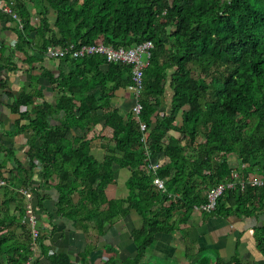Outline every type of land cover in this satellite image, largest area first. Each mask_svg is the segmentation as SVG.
Wrapping results in <instances>:
<instances>
[{
    "label": "trees",
    "instance_id": "16d2710c",
    "mask_svg": "<svg viewBox=\"0 0 264 264\" xmlns=\"http://www.w3.org/2000/svg\"><path fill=\"white\" fill-rule=\"evenodd\" d=\"M14 1L23 23L17 30L21 49L32 41L43 54L49 46L72 42L80 46L102 40L117 48L154 42L145 70L142 118L149 127L151 159L163 163L155 173L148 168L132 106L124 115L112 105L116 91L132 83V66L108 63L103 55L60 58L75 68L48 71L58 90L56 103L35 104L43 97L39 90L24 91L11 104L20 114L18 132L31 136L28 164L15 157L14 147L0 146V177L8 179L0 188V264H23L27 258L30 230L22 221L24 200L17 188L32 185L35 204L45 210L41 185L34 181L39 167L41 184L50 186L58 177L59 213L77 222L97 217L99 233L118 215L134 210L142 216L143 226L133 237L137 257L144 256L158 233L186 224L194 206L207 201L208 191L231 179V160L246 164L243 177L264 172V0H39L36 23L25 1ZM104 64L107 72L100 74ZM97 83L99 97L91 93ZM168 86L172 95L166 107ZM28 105L31 111H21ZM59 113V123L53 124L49 118ZM101 122L112 128L115 144L103 161L91 154V139L72 135L74 129L91 130ZM114 163L131 172L128 195L108 200ZM154 174L164 180L165 191L153 185ZM78 183L83 188L76 201ZM263 205L264 185H247L228 189L215 212L252 216ZM55 257L51 264L70 261L66 254Z\"/></svg>",
    "mask_w": 264,
    "mask_h": 264
},
{
    "label": "crops",
    "instance_id": "0c3cea01",
    "mask_svg": "<svg viewBox=\"0 0 264 264\" xmlns=\"http://www.w3.org/2000/svg\"><path fill=\"white\" fill-rule=\"evenodd\" d=\"M24 1L32 12L33 20H38L36 1ZM7 16L12 19L0 17V146L14 147L15 157L28 164L26 152L30 148L28 141L31 132H18L16 123L20 114L12 111L11 104L24 91L31 93L39 90L43 97L36 98L35 104H42L44 100L56 103L58 90L52 85L48 71L58 74L62 70L68 73L75 67L62 62L60 58L50 56L47 51L45 54L40 53L41 47L33 41L23 49L18 48L17 30L22 29L23 24L21 27L18 20ZM35 35V32L32 33V38ZM107 69V64L102 65L100 74L106 73ZM91 93L99 97L100 84L97 83ZM171 95V88L168 86L163 99L164 106L170 105ZM132 102L133 98L127 90H119L116 91L112 105L125 115L130 111ZM32 109L33 105H28L21 111ZM62 115L63 113L54 114L49 119L57 124ZM27 122L23 120L21 123ZM177 122L182 123L181 114L177 115ZM112 132L111 127H106L101 122L91 130L74 129L72 135L91 139V154L103 161L108 150L115 146L111 141ZM231 165L240 172L246 166L239 159L231 160ZM130 174L128 168H120L114 163L111 182L106 188L108 200L128 195V188L124 186H127ZM155 175L157 174L153 178ZM40 176L39 167L34 181L41 185L40 192L44 199L45 210L39 209L38 214L43 231L42 240L48 245V252L45 254L42 250L34 264H51L59 253L68 256V264H103L110 260L114 264H234L235 261L237 264H264V248L261 247L264 246V205L252 216H224L215 211L193 213L189 221L179 229L158 233L144 256L137 257V245L133 237L135 231L143 226L142 216L134 210L126 216L118 215L108 221L99 233L97 217L77 222L71 216L59 213V193L54 187L58 177L54 176L50 180V186H45L41 184ZM245 177L247 176L243 178ZM28 186L33 188L32 185ZM77 187L76 201L83 188L80 183ZM101 209L107 210L108 203L102 204Z\"/></svg>",
    "mask_w": 264,
    "mask_h": 264
},
{
    "label": "built area",
    "instance_id": "2783aa9c",
    "mask_svg": "<svg viewBox=\"0 0 264 264\" xmlns=\"http://www.w3.org/2000/svg\"><path fill=\"white\" fill-rule=\"evenodd\" d=\"M0 13L10 15L16 20H18L22 27V19L17 12L16 3L14 1L0 0ZM155 44L152 40L144 41L140 44L132 46L130 48L126 47H113L99 40L90 44L76 45L75 43H70L65 47H54L50 46L47 49V53L56 58H62L66 56L71 57H84L89 55H103L108 63L115 62L120 64H128L132 66V83L128 86L127 91L131 94L133 98V105L131 112L135 120L139 123L142 130L141 141L144 145V150L147 159L149 160L148 168L156 172L163 163V160L152 161L151 151L149 149L147 141V131L149 132V127L147 123L142 118V113L144 110V105L141 101L142 94L145 87V70L150 64V59L152 57V50ZM240 171L234 170L231 179L220 183L216 187L210 189L207 193V201L194 206V213H212L214 212L219 204L221 198L225 195L228 189H235L240 187L244 190L247 185L263 186L264 185V172L259 171L258 173H253L252 175L243 178ZM8 184L7 178L0 177V188ZM153 184L162 191L166 190V185L164 180L155 175L153 178ZM17 190L21 192L22 199L24 200L23 205V219L24 223L29 225V236H30V248L27 258L23 264H34L40 257L41 251L43 250L40 241V235L42 228L40 226V215L38 214L39 207L35 204L34 197L35 193L32 191L31 186L18 187ZM13 207L17 205L16 201L11 204Z\"/></svg>",
    "mask_w": 264,
    "mask_h": 264
},
{
    "label": "rangeland",
    "instance_id": "374dc122",
    "mask_svg": "<svg viewBox=\"0 0 264 264\" xmlns=\"http://www.w3.org/2000/svg\"><path fill=\"white\" fill-rule=\"evenodd\" d=\"M34 1H36V2H37V1H39V0H34ZM36 21H37V20H36V19H34V22H35V23H36ZM233 160H234V159H233ZM243 168H244V167H243ZM124 187H127V186H124ZM127 188H128V187H127Z\"/></svg>",
    "mask_w": 264,
    "mask_h": 264
}]
</instances>
